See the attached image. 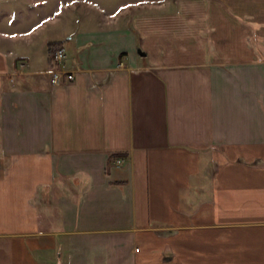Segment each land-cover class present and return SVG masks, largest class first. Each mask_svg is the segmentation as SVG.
Segmentation results:
<instances>
[{
    "label": "crops",
    "instance_id": "crops-1",
    "mask_svg": "<svg viewBox=\"0 0 264 264\" xmlns=\"http://www.w3.org/2000/svg\"><path fill=\"white\" fill-rule=\"evenodd\" d=\"M60 1L0 0V264H264V0Z\"/></svg>",
    "mask_w": 264,
    "mask_h": 264
},
{
    "label": "rangeland",
    "instance_id": "rangeland-1",
    "mask_svg": "<svg viewBox=\"0 0 264 264\" xmlns=\"http://www.w3.org/2000/svg\"><path fill=\"white\" fill-rule=\"evenodd\" d=\"M173 3L175 0H172ZM80 4V7L79 8H76L74 9L73 6H75V4ZM73 4V6H72ZM97 5H95L91 0H77L75 1L74 3H69L67 1H60L59 4H58V9L56 10V12L53 13V15H63V17L67 16V14H72L73 17L72 20L74 21V24H82L83 21L87 18V14L89 13V11H96V10H99L101 12L100 9H97L96 8ZM74 10V12H71L70 9ZM96 8V9H95ZM79 18L80 21L76 22V20H79V19H76V18ZM50 20V19H49ZM260 39V38H259ZM35 260L32 262V264H35Z\"/></svg>",
    "mask_w": 264,
    "mask_h": 264
},
{
    "label": "built area",
    "instance_id": "built-area-1",
    "mask_svg": "<svg viewBox=\"0 0 264 264\" xmlns=\"http://www.w3.org/2000/svg\"><path fill=\"white\" fill-rule=\"evenodd\" d=\"M63 55H64V46L63 45L56 46L52 51V56L56 60L61 61ZM26 65H27V60L25 58H19L18 59L19 70H23V68ZM72 75H73V72L71 70H68L62 64L51 69V80L54 83L59 82L61 80L62 76L71 77ZM117 159L119 160V158H117Z\"/></svg>",
    "mask_w": 264,
    "mask_h": 264
},
{
    "label": "trees",
    "instance_id": "trees-1",
    "mask_svg": "<svg viewBox=\"0 0 264 264\" xmlns=\"http://www.w3.org/2000/svg\"><path fill=\"white\" fill-rule=\"evenodd\" d=\"M58 45H59V43L56 42V41H51V42H49V50L52 52L53 49H54L56 46H58Z\"/></svg>",
    "mask_w": 264,
    "mask_h": 264
},
{
    "label": "water",
    "instance_id": "water-1",
    "mask_svg": "<svg viewBox=\"0 0 264 264\" xmlns=\"http://www.w3.org/2000/svg\"><path fill=\"white\" fill-rule=\"evenodd\" d=\"M139 52L143 53L144 50H142L140 47L137 48Z\"/></svg>",
    "mask_w": 264,
    "mask_h": 264
}]
</instances>
